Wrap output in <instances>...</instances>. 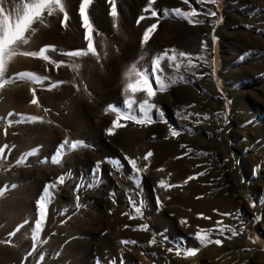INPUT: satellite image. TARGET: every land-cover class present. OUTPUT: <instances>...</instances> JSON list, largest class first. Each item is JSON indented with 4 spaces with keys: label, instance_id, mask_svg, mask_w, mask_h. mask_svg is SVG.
Listing matches in <instances>:
<instances>
[{
    "label": "rangeland",
    "instance_id": "obj_1",
    "mask_svg": "<svg viewBox=\"0 0 264 264\" xmlns=\"http://www.w3.org/2000/svg\"><path fill=\"white\" fill-rule=\"evenodd\" d=\"M80 2L81 0H65L70 17L67 28L61 23L63 14L56 13L51 17L45 14L43 24L52 30L47 42L52 45L44 46L55 47L56 51L48 53L54 61H63L65 56L61 53L64 49L78 50L80 46H86L79 17ZM8 3L10 6L12 0H8ZM116 5L119 16L115 21L109 14L108 0H93L89 7V17L95 28V46L102 43L104 47L106 45V49L117 53L121 46L118 41L126 30L142 40L144 31L158 22V27L151 36L152 47H138L133 57L138 68L149 67L150 71L151 61L157 54L163 53L165 49H176L177 52L185 51L193 57L203 54L209 60L214 58L216 74L211 76V69L196 59L193 63L199 67L186 66L185 61L179 71L174 67L169 68L168 61L164 60L161 66L165 78L183 76L184 79L171 84L166 91H157V106L164 114L163 120L157 110L153 109L152 118L155 123L137 125L132 121L121 120L120 123L126 126L117 128L113 135H109L107 129L112 126L117 113L103 110L111 104L123 109L124 100L129 97L123 93L121 85L111 84L90 89L89 93L93 98L90 102L93 104L88 105L83 101L82 118L71 120L68 125H64V131L59 132L55 130L58 125L57 111L53 106L62 99L61 83H58L61 81V71L69 68L65 63L56 68L54 64L43 62L39 58L19 55L29 58L32 65L36 62L42 64V71H29L49 79L42 84L28 80L32 89H36L38 104L31 103L32 97L30 101L23 103V107L27 109L36 106L38 110L36 113L23 112L11 125L7 122L11 117L8 112L1 111V103L3 91H11L14 83L0 90V117L5 118L0 120V126L5 127L4 130H10L9 136L4 135L11 140L7 139V143H3L9 144L4 158L0 159V172L4 173L7 180L0 185V190L8 186V190L0 196V207L10 210L9 218H0V229L12 233L23 225L15 236L9 234L0 248L15 249L27 245L38 258L34 264H264V0H217L216 4L200 3L198 0H156L152 5V9L159 13L156 17L151 15V10L143 11L148 0H116ZM173 8L188 12L195 10L198 15L193 19H202L205 23L189 24L187 20L174 15H163L164 9ZM209 8L217 13L215 17L205 15ZM141 15L145 19L137 25L136 21ZM213 35L217 37L215 43L212 41ZM203 41H207L208 48L202 53ZM133 62L130 60L131 64ZM10 63L6 79L13 77L16 72H12L13 61ZM71 77L75 79V76ZM131 79L135 80L136 77ZM152 82L155 88L154 79ZM165 83H170V80L165 79ZM51 84L57 86L49 87ZM189 87L196 90L198 98L193 104L187 103L189 95L186 88L189 90ZM133 98L137 102L142 100L140 96ZM136 110L139 114L138 109ZM27 116H40L44 119L16 123ZM204 125L214 131V134L210 135L208 130H200L199 127ZM32 126H36L39 135L28 131ZM171 128L179 131L180 135L173 137ZM129 130L138 131L137 142L140 141L144 151H151L153 155H164L167 149L165 144L175 143L172 139L188 140L190 144L185 153L188 155L189 152L199 169L203 170L197 177L208 176L215 168L225 171L235 195L230 196V204L227 203V207L216 214L219 221L223 222L220 226L205 228L198 223L184 227L182 220H177L178 217L171 211L169 213L165 209L162 213L157 196L158 186L146 173H140V186L137 188L132 169L124 159L129 157L125 136ZM30 133L32 134L29 136ZM193 137H198L197 142ZM65 139L70 142L82 141L84 146L71 152L65 149L59 164L41 163L45 158L51 160ZM33 149L39 150L37 154L25 157ZM22 157H25V162L18 164L17 161ZM113 159H119L123 168L109 163ZM61 175L66 176L65 183L57 184L54 190H50L52 199L41 233V242L28 246V236H31L38 218L37 200L45 186L57 181ZM204 180L203 184L208 181ZM12 184L16 187L12 188ZM22 187L28 188L24 199L20 196L18 200H13V193ZM129 197L136 200L138 207L143 202L142 215L134 212ZM20 200L23 206L19 203ZM9 204H13L12 207ZM26 204L29 206L26 207ZM49 213L53 217L52 222L48 217ZM158 216H161L165 225L158 222ZM25 221L28 223L25 224ZM143 224L149 226L147 231L141 230ZM220 228H224L223 234L218 231ZM228 228L236 229L238 234L232 237ZM201 229L210 231L211 239H221L222 244L201 245L195 239L196 232ZM153 236L157 241L155 245L150 243ZM238 238L241 244L239 247L227 248L228 242ZM125 240L136 243L123 244L122 241ZM177 244L189 248L194 245L193 248H198L196 260L191 261L192 257H184L183 253L177 256ZM168 248H173L174 251L168 252ZM40 256H44L43 261L39 259ZM4 258L3 254L0 261L4 262Z\"/></svg>",
    "mask_w": 264,
    "mask_h": 264
},
{
    "label": "bare ground",
    "instance_id": "obj_2",
    "mask_svg": "<svg viewBox=\"0 0 264 264\" xmlns=\"http://www.w3.org/2000/svg\"><path fill=\"white\" fill-rule=\"evenodd\" d=\"M33 28L35 29V33L32 34L30 32L27 34L30 36V40H29V43L27 45L22 46V49H24V50L29 49V51L31 49L34 51L36 49L37 50L40 49L41 46L52 45V44L47 42L49 40V38L51 37L52 30H50L45 24H41L39 22L34 24ZM53 41H54V39H53ZM141 41L142 40L137 39L135 36H133L131 34V32H128V30H126L124 32V34H122L121 38L118 41L119 42L118 44H120L121 46L119 45L120 49L117 53L115 51L114 52L110 51L108 48L106 49L105 48L106 45L104 47L103 44L101 43L102 45L100 44V45L96 46L97 51L100 54L99 60H97L95 57H93L91 55L86 56V57H80V58H68V57L63 56L64 57L63 61L65 62V64H64L65 66L72 63V64L78 65L79 67L76 68L75 70H73L67 66L69 69H65V70L62 69L63 71H61V76L59 75L61 81L63 82V83H61V91L59 90L60 92H62V94H61L62 99H61V102L60 101L55 102L54 106H53V107H55L54 109L57 111L56 120H57L58 125L55 127V130L62 132V131H64L63 129L65 128L66 124L69 123L71 120H78V119L82 118V116H83L81 113L82 102L85 101L86 104H88V105L93 104V103L91 104V102H90L93 100V98L91 97V93H89L90 89H96V87L102 88L104 86L111 85V84L112 85H114V84L121 85L124 88L125 84L128 82V80H126L124 77V73L134 63L133 57L136 55L137 48L140 46L142 47ZM158 43L159 42H157V44ZM152 44H153V40L151 37L148 44L144 45L142 48L145 49V48L152 47ZM107 47H109V46H107ZM65 48H67V47H65ZM83 48H86V46H80L79 49H83ZM69 50L70 49H64L63 51H69ZM58 56H60V55H58ZM40 60H42V59H40ZM130 60H132V62H133L132 64L130 63ZM144 60H146V59H144ZM38 61H39V59H38ZM32 64H31V61L29 58H23L21 56L20 57L17 56L14 58L13 63H12V69H13L12 72L16 71L15 72V74H16L19 71L21 72V70H22V72H24L23 70L29 71L30 69H32L33 71H37L38 69H40V70L43 69V67L40 68V65L41 66H43V65L40 64L39 62H36L34 65H32ZM144 65H146V64H144ZM40 70H38V71L40 72ZM31 71H29V72H31ZM71 76H73V77L75 76V79H72ZM11 87H12L11 91H7V90L3 91V101L1 103L2 109L0 108L1 111L4 113L8 112V114L9 113L14 114V115L10 116L11 118L9 120L14 121V120L18 119L22 115V113L25 111L36 113V110H38L35 108L36 106H34V107L32 106V107H29L27 109L25 107H23V103L30 101L33 97L32 87L28 83V80L27 79L16 80ZM187 91H188L189 99H188V101L187 100L186 101L189 104H193L198 99L196 96V93H195L196 90H191V88L189 87V90H188V88H186V92ZM158 94H160V93H158ZM162 94H164V93H162ZM127 96H131V93H128ZM135 96H138V97L140 96L142 99L145 98V94H143V93H137ZM156 96L151 101L155 104L158 103L157 97L159 95L157 97ZM186 96H187V94H186ZM103 111H105V110H103ZM43 113H45V112H43ZM30 115H31V113H30ZM86 118H87V116H86ZM71 124H72V122H71ZM41 126H42V128H44L43 125H41ZM75 126H76V124H75ZM35 127L36 126H34V127L32 126L31 128H29L28 131H31L34 134L36 132ZM4 128L5 127L0 126V147L3 143H5V142L7 143V139H8V137H6L4 135L5 134V132L3 131ZM12 128L13 127H11V129ZM38 128L40 129V127H38ZM199 128H200V130H208V132H210L209 133L210 135L214 134V131H210L206 125H204L203 127L201 126ZM72 129H74V128H72ZM210 129H212V128H210ZM9 131L7 130V135H8ZM65 131H67V130H65ZM137 132L138 131H136V130H129L128 134L125 135V136H127V153H128V156L130 158L137 159L138 167L143 168V167L147 166V171L142 172V173H146L149 176H151L155 182V185L157 184V186H158L157 196H158L159 204L162 207V213L165 211V209L168 210L167 212L171 211V213L174 216H176V218L178 217L177 220L180 219L182 221H186V223H182V224H184L183 225L184 227H185V225L190 226V225H194V224H198V223L200 225L202 224L205 228H211L214 226L215 227L218 226L217 221H219V219L217 218L216 214L223 211L224 208L227 207V203L230 204L231 200L229 199V197L235 195L234 190L231 189V187L229 185V181L226 178L225 171L221 168H217V169L215 168V170L212 171V173L209 174L208 176H205V177H203V176L199 177L198 176L197 177L196 175L199 174L200 171L202 172L203 170L199 169L200 167H198L197 162L194 159H192L193 157H190L189 152H188V155L185 153V150L188 148L187 146L190 143L188 140L177 141L178 138H177V140L172 139L175 142V143L171 142L172 145L170 142H167V141H166L167 143L165 144L167 147L162 145L163 147L167 148V149L165 148L166 152H164L165 153L164 155L163 154H162V156L161 155L159 156L157 154L152 155V157H150L147 161H145L143 159V157L146 155L147 152L144 151V147L142 146V144L139 143L140 141L137 142V139H139L137 137V135L139 133H137ZM32 133H30L29 136ZM36 134H38V133L36 132ZM193 139H194V141L197 142L196 139H198V137H195V138L193 137ZM8 141H11V140L8 139ZM45 146H46V144H45ZM168 148H170V149H168ZM186 152H187V150H186ZM155 153H156V151H155ZM161 169H162V171H161ZM190 177H191V179H189ZM161 179L165 180L166 183H168L170 185H177V186L176 187H170L167 189L160 188L159 187V181ZM204 179H208L209 183H207L208 181H206V183H204L205 184L204 185L203 184ZM5 180L6 179H5L4 173L0 172V185H2L3 183H5L7 181V180L6 181ZM31 190H33L32 187H31ZM129 190H131V189H129ZM27 192H28V188L22 187L20 190L15 191L14 193L12 192L13 195L11 196V198L13 200H18L20 198V196H22V197L25 196V194ZM135 196L137 197V194H135ZM23 199H24V197H23ZM22 200H20L19 203H21ZM9 205H10V207H12L13 204H9ZM21 205L23 206L22 203H21ZM28 206H29V204H26V207H28ZM9 212H10L9 209H5V208L0 207V218L5 217V216H6L5 219L9 218L10 217ZM26 214H28V211L26 212ZM48 217L50 219V222H52L53 217L50 213H49ZM205 217H207V219H205ZM157 220L161 225L164 224V221L161 219V216L160 217L158 216ZM222 223H220V225ZM9 234H10V232L8 230L6 232H3L2 228L0 229V245H3L4 240L7 237H9ZM24 235H26V234H24ZM28 239H29L28 240V246L31 244H32V246L37 244V242H34L31 239V236H28ZM238 240H239V238L237 240H234V241L231 240L230 242H228L227 248L239 247L241 244L239 243ZM32 246H30V248ZM193 246L194 245H192L191 247L193 248ZM242 246H244V245H242ZM28 248L29 247H27V245H24V247H20V248L16 247L15 249H12L11 247L10 248H4V247L0 248V257L3 256V254H4V256H5L4 259H6L4 262L0 261V264H32V263L34 264V263H36L38 261L37 256L35 254H33ZM29 253H31V255H29ZM251 259H254V258L251 257ZM190 260L195 261L196 260L195 256L190 258Z\"/></svg>",
    "mask_w": 264,
    "mask_h": 264
},
{
    "label": "snow or ice",
    "instance_id": "obj_3",
    "mask_svg": "<svg viewBox=\"0 0 264 264\" xmlns=\"http://www.w3.org/2000/svg\"><path fill=\"white\" fill-rule=\"evenodd\" d=\"M156 0H148V5L143 9L144 12H148L151 10V15L153 17H156L159 15V13L152 9V5L155 4ZM187 2V0H185ZM200 3H211L216 4L217 0H198ZM93 0H81L79 4V17L81 20V26L84 29V40L86 41V48L78 49V50H69L64 51L61 53V55L68 57V58H80V57H86V56H93L97 60L100 59V54L97 51V48L95 46L94 41V25L91 22V19L89 17V7L92 5ZM108 3L110 5V16L115 21L118 19L119 13L117 11V5L116 0H108ZM56 13H61L62 15V25L63 27H68V21L70 19L69 14L66 10V4L65 0H12V4L9 6L8 0H0V90H3L6 85L10 83H14L16 80H29L33 83L42 84L45 80H48L49 77L47 76H40L33 72H20L15 74L13 77L6 79L5 74L8 70V66L13 59L19 55L25 56V57H36L39 59H42L43 61L49 62L51 64H54L56 68H60L61 65H63L64 61H54L51 59V57L48 55L49 51H56L54 46H44L40 48L39 50L34 51H26L22 50L23 45H27L30 40V36L27 35L28 33H35V29L33 28V25L37 22H40L43 24L45 14H47L49 17L53 16ZM163 15L165 17H168L169 15H174L177 18L187 20L189 24H204L205 21L202 19H193L198 15V13L193 11H183L181 8H173V9H164ZM205 15L210 17H215L217 13L215 11H212L210 8L207 9L205 12ZM145 19L144 15H141L136 23L137 25L140 24L141 21ZM222 19V18H221ZM115 27V25H114ZM158 27V22L151 24L150 27H148L142 37L141 45L142 47L144 45H147L152 34ZM217 40V37L215 35L212 36V41L215 43ZM208 48L207 41H203L201 45V52L206 51ZM214 50V49H213ZM169 52H171V55H169ZM143 59V57H141ZM194 59L202 61L203 65L205 67H208L211 69V76H215L216 69H215V59H207L203 54H200L196 57H193L191 54L186 53L185 51H179L177 52L176 49H165L163 53L157 54L155 58L151 61L150 64V71L149 67H144L143 69H140L137 67L136 63H133L128 70L124 73V77L128 82L125 84L123 88V92L127 95L128 93H131V96L126 98L124 100V108H117L116 106L110 105L107 109H105L106 112H114L117 113L116 119L112 122V126L107 129V132L109 135L114 134V130L117 128L125 127L126 124L120 123L121 120L124 121H132L137 125H145V124H152L156 121L152 118V112L153 109H156L157 112L160 115L161 120H163V113L159 111L157 104L151 102L153 98L157 95V91H166L168 87L171 86V84L177 83L179 81H183L184 77L180 76L178 78H165L163 76V68H162V62L164 60L168 61V67L169 68H175L176 71H179L181 68V65L184 64L186 61V66H191L192 68L199 67L198 64H194ZM241 59H244V57H241ZM69 68L75 70L79 66L76 64H68ZM204 75H209V73H204ZM135 76L136 79L132 80L131 77ZM153 79L155 81L156 87H153ZM165 79L170 80V83H165ZM58 83H63L58 82ZM56 84H51L49 87H56ZM36 89H32V95L33 99L31 101L32 104L36 105L38 104V100L35 98ZM137 93H143L145 94V98L137 102L135 95ZM134 105L136 106V109H134ZM47 111V109H45ZM14 115L13 113H9V116ZM198 115V114H197ZM226 118V117H225ZM4 117H0V120H4ZM43 117L40 116H27L22 117L20 120H17L16 123H23L25 120L30 122H36V121H43ZM9 125L13 123L12 120L7 121ZM50 122V121H49ZM167 123V121H164ZM5 135H7V129L4 130ZM171 135L173 137H178L180 135V132L177 131L175 128L170 129ZM84 146L82 141L75 140L70 142L68 139H65L58 147L57 152L54 154V156L51 158V160H48L45 158V160L41 161V163H52V164H59L61 162L62 154L65 153V149H67L68 152L76 150L78 147ZM8 148V145L5 144L3 147H0V159L4 158L5 149ZM38 149H33L31 152H28L25 154V157L36 155ZM153 153L151 151L147 152V154L143 157L145 161H147L150 157H152ZM25 157H22L20 160L17 161L18 164H22L25 162ZM125 160H127V163L130 165L133 173V177L135 178V182L137 187L140 186V173L147 171V166L141 168L138 167L137 159H133L130 157H124ZM109 163L113 164V166L122 169L123 165L119 159H113L110 160ZM162 171V169H161ZM202 175V173H201ZM191 179V177L189 178ZM66 180L65 175L59 176L58 180L50 183L45 186L42 194L37 200V214L38 218L35 220L34 227L31 230V239L34 242H41V233L44 228V224L47 218L49 205L51 203L52 199V191L56 188L57 184H64ZM177 185H170L166 183L165 180L161 179L159 181V187L163 189H167L170 187H176ZM12 188H15L16 185L12 184ZM8 190V186H5L3 190H0V196H3L5 191ZM79 197H77V200ZM129 203L134 208L135 213L137 215H142V208H143V202L141 201L140 206H136V201L133 200L131 197H129ZM79 206V205H77ZM134 218V217H133ZM207 219V217H205ZM256 219H259L258 217ZM28 221H25V224H27ZM182 223H186V221H182ZM221 222L217 221V225H219ZM23 227L21 225L18 227L14 232L10 233L11 236H15L17 232L20 231V228ZM148 225L143 224L141 225V230L147 231ZM220 234L224 233V228L218 229ZM228 231L231 233V236H236L238 233L236 229L234 228H228ZM230 238V237H229ZM166 239V238H165ZM195 239L203 246H207L210 243H214L216 245H221L222 240L221 239H211V232L201 229L196 232ZM46 243L47 241H43ZM255 242V241H254ZM123 244H135L136 241H122ZM151 244L155 245L157 243L155 236H153L152 240L150 241ZM33 251H35V248H33ZM168 252H173V248H168ZM199 249L198 248H188L186 246H181L180 244L176 245L175 248V254L177 256H180L181 253H183L184 257H194L197 255ZM31 255V253H29ZM41 261H43L44 256H40L39 258Z\"/></svg>",
    "mask_w": 264,
    "mask_h": 264
}]
</instances>
